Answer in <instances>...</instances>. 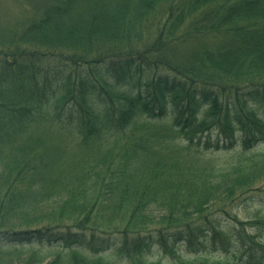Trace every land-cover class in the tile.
<instances>
[{
  "label": "trees",
  "instance_id": "obj_1",
  "mask_svg": "<svg viewBox=\"0 0 264 264\" xmlns=\"http://www.w3.org/2000/svg\"><path fill=\"white\" fill-rule=\"evenodd\" d=\"M0 42V264H264V0H52Z\"/></svg>",
  "mask_w": 264,
  "mask_h": 264
},
{
  "label": "rangeland",
  "instance_id": "obj_2",
  "mask_svg": "<svg viewBox=\"0 0 264 264\" xmlns=\"http://www.w3.org/2000/svg\"><path fill=\"white\" fill-rule=\"evenodd\" d=\"M52 0H0V26L6 28L13 26L19 19L26 17L38 16L44 5ZM1 43V42H0ZM1 47V46H0ZM5 49V47H2ZM56 105H54L55 107ZM51 112L55 111L53 107L49 108ZM256 113L264 119V108L257 106ZM54 114V113H53ZM213 154L212 156H214ZM226 154H218L215 157L225 156ZM42 254H52L54 251L44 249ZM179 254L187 258H196L207 256L211 259H223L229 256L228 252L222 248H217L211 241L202 240L194 244H182L178 250ZM150 261H173L174 256L163 247H155L146 254Z\"/></svg>",
  "mask_w": 264,
  "mask_h": 264
},
{
  "label": "bare ground",
  "instance_id": "obj_3",
  "mask_svg": "<svg viewBox=\"0 0 264 264\" xmlns=\"http://www.w3.org/2000/svg\"><path fill=\"white\" fill-rule=\"evenodd\" d=\"M222 153L224 154V153H225V151H220V150H218V151H215V152H214V154H215V155H218V154H220V155H221Z\"/></svg>",
  "mask_w": 264,
  "mask_h": 264
}]
</instances>
